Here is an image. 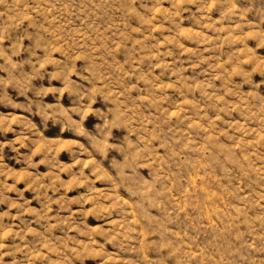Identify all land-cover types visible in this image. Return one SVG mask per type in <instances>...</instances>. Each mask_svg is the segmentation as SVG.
<instances>
[{"label":"rangeland","instance_id":"rangeland-1","mask_svg":"<svg viewBox=\"0 0 264 264\" xmlns=\"http://www.w3.org/2000/svg\"><path fill=\"white\" fill-rule=\"evenodd\" d=\"M0 264H264V0H0Z\"/></svg>","mask_w":264,"mask_h":264}]
</instances>
